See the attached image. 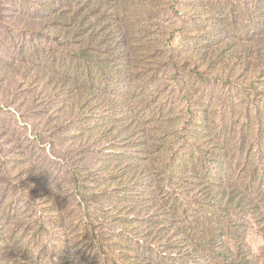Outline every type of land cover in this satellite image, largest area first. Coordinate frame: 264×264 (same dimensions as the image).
<instances>
[{"label": "rangeland", "instance_id": "374dc122", "mask_svg": "<svg viewBox=\"0 0 264 264\" xmlns=\"http://www.w3.org/2000/svg\"><path fill=\"white\" fill-rule=\"evenodd\" d=\"M77 2H70L73 8ZM132 2L128 22L137 39L135 47L143 51L136 69L144 76L128 84L133 97L127 98L138 122L153 134L163 121L155 110L163 107L173 112L167 126L181 122L176 133L185 127L187 105L172 82L178 72L175 81H189L194 99L202 102L213 125L218 129L226 123L224 134L218 132L231 149L242 125L249 137L245 154L250 159L240 169L251 171L252 162L262 155L260 123L253 113L256 108L264 113V77L254 80V88L245 84L247 78L238 79L239 85L223 86L216 77L231 75L230 69L217 65L214 74L208 73L207 62L229 41L240 48L252 45L242 34L241 22L251 26L255 40V6L264 0ZM64 3L0 0V264H134L136 254L146 264H167L166 254L171 256L181 244L169 227L163 240L169 247L138 250L144 232L135 220L155 211V185L143 173L138 178L123 173L137 171L134 160L150 163V154L138 148L142 132L129 127L125 132L111 120L98 124L97 119H110L104 106L83 108L72 101L69 89L51 84L50 73L75 78L87 72L53 19V10L68 6ZM244 4L250 9L244 11ZM234 20L239 28L231 26ZM198 52L210 57L203 59ZM233 55L230 51L219 56ZM197 73L204 78L208 73V81ZM177 138L173 134L166 139L167 148L178 149ZM154 154L158 160L161 154ZM121 156L129 160L123 162ZM120 177L128 179L121 187ZM241 217L231 230V242L239 243L243 255L256 259L255 264H264V221ZM217 263L204 257L185 259L183 264Z\"/></svg>", "mask_w": 264, "mask_h": 264}, {"label": "trees", "instance_id": "16d2710c", "mask_svg": "<svg viewBox=\"0 0 264 264\" xmlns=\"http://www.w3.org/2000/svg\"><path fill=\"white\" fill-rule=\"evenodd\" d=\"M66 1L68 6L53 10V19L63 28L59 31L69 38L72 48H75L74 57L87 68V72L75 78L50 73L51 84L69 89L72 101L79 102L83 108L93 104L104 106L110 119H97L98 124L111 120L114 127L121 124L125 132L127 127L130 131L142 132V144L138 148L151 156L149 164L134 160L136 172L133 169L132 172L129 169L123 172L129 173V178H138L143 173L156 190L151 198L155 211L145 219L140 215L135 220L136 228L144 232L143 239L138 240V250L143 247L147 251H151L152 247H169L168 243L163 242L165 228L169 227L170 232L173 230V236L180 238L181 244L175 246L178 250H173L171 256L166 254L167 264H183L185 259L204 257L218 261L217 264H255L257 260L243 255L240 244L232 243L230 236L240 216L242 219L250 216L264 221V113L258 108L253 113L254 120L260 123L257 133L262 155L258 154L259 160L252 162L251 171L242 170L240 167L250 159V154H245L249 137L243 133L242 125V131L235 139L236 145L231 149L228 142L223 143L224 135L220 134H224L223 125L226 123L220 124L217 129L202 102L199 105L194 99L189 81L186 78L183 82L175 81L174 78L180 73L174 72L173 85L177 95L187 105L182 116L186 118L183 120L185 127L176 133L175 129L180 127L181 122L167 126L166 122L171 121L173 112L161 107L155 110V116L163 121L159 122L152 134L138 122L134 116L135 108L127 98L128 95L133 97L128 84L144 76L143 71L141 73L136 69V62L143 56V51L137 45L135 47L137 39L128 22L132 0H78L75 8L70 3L73 0ZM60 2L65 4V0ZM249 9L248 4L243 5L244 11ZM232 11L236 12L235 9ZM255 16L259 28L255 40L250 37L251 26L241 22L242 34L251 39L248 44L253 42L252 45L240 48L236 42L229 41L216 49L215 56L210 57L206 51L198 52L199 56L206 57L201 56L203 59L210 57L208 73L214 74L217 65L218 68L230 69L231 75L216 77V81L223 86L239 85L238 79L247 78L245 84L254 88L257 85L254 80L264 77V3L255 6ZM236 20L231 24L233 28L241 26ZM230 51L234 54L231 57L219 56L220 52ZM238 71L241 77L234 75ZM208 73L205 78L202 73L196 75L206 82ZM157 134H161L162 138ZM173 134L179 137L176 141L178 149L167 148L166 139ZM123 136L126 139L128 133ZM250 147L253 149L252 145ZM154 153L162 156L156 160ZM120 159L123 162L129 160L126 156ZM126 180L120 177L117 185L121 187ZM166 242H169L168 239ZM185 249L188 251L185 252ZM133 259L134 264L147 263L137 254Z\"/></svg>", "mask_w": 264, "mask_h": 264}]
</instances>
